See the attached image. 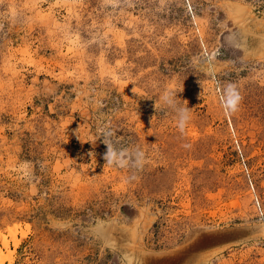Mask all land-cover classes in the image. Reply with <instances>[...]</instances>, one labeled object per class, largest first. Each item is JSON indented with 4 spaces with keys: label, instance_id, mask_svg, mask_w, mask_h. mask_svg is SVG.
I'll return each instance as SVG.
<instances>
[{
    "label": "rangeland",
    "instance_id": "1",
    "mask_svg": "<svg viewBox=\"0 0 264 264\" xmlns=\"http://www.w3.org/2000/svg\"><path fill=\"white\" fill-rule=\"evenodd\" d=\"M6 234L3 264H264V0H0Z\"/></svg>",
    "mask_w": 264,
    "mask_h": 264
},
{
    "label": "clouds",
    "instance_id": "2",
    "mask_svg": "<svg viewBox=\"0 0 264 264\" xmlns=\"http://www.w3.org/2000/svg\"><path fill=\"white\" fill-rule=\"evenodd\" d=\"M111 2V0H110ZM129 82H133L129 80ZM134 83V82H133ZM229 89L235 93V99L230 103V109L235 111L239 100L241 97L239 93L236 92L234 85H229ZM176 92L174 90H167L161 95V101L165 105L172 107L176 113V119L178 121V127L183 131V128L188 120V112L189 108L184 106H180L177 103L176 99ZM105 145L107 146V150L104 154V160L109 166H115L119 168H126V167H133L136 169H142L146 163V153L144 150L135 147L132 149H117L114 145L108 141H104ZM183 147L188 148L190 145H183Z\"/></svg>",
    "mask_w": 264,
    "mask_h": 264
},
{
    "label": "bare ground",
    "instance_id": "3",
    "mask_svg": "<svg viewBox=\"0 0 264 264\" xmlns=\"http://www.w3.org/2000/svg\"><path fill=\"white\" fill-rule=\"evenodd\" d=\"M13 231V230H12ZM10 232V234L9 235H11L12 236V238L15 236V233L14 232ZM15 231V230H14ZM7 234L6 235H3V239H2V245L3 246H1L0 245V264H3L4 263V261H6V260H9V261H12L13 260V253H12V251H10L9 250V248H8V245H9V240L7 239ZM18 244V242H16V244L15 245H17ZM6 248V250H8L7 252L4 250L5 248ZM4 248V249H3Z\"/></svg>",
    "mask_w": 264,
    "mask_h": 264
}]
</instances>
